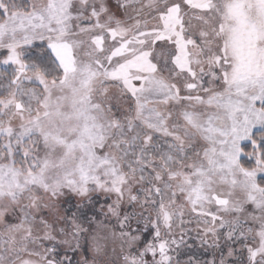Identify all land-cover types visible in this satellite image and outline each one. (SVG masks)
<instances>
[{"label":"snow or ice","instance_id":"obj_1","mask_svg":"<svg viewBox=\"0 0 264 264\" xmlns=\"http://www.w3.org/2000/svg\"><path fill=\"white\" fill-rule=\"evenodd\" d=\"M0 264H264V0H0Z\"/></svg>","mask_w":264,"mask_h":264}]
</instances>
